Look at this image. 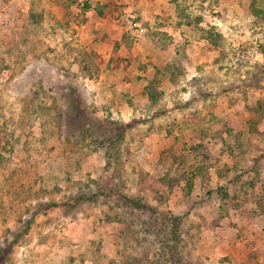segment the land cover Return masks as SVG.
Returning <instances> with one entry per match:
<instances>
[{
	"label": "rangeland",
	"instance_id": "rangeland-1",
	"mask_svg": "<svg viewBox=\"0 0 264 264\" xmlns=\"http://www.w3.org/2000/svg\"><path fill=\"white\" fill-rule=\"evenodd\" d=\"M51 1L0 0L2 264H264V0H167L181 36L136 59L164 100L131 116L100 100L98 9Z\"/></svg>",
	"mask_w": 264,
	"mask_h": 264
},
{
	"label": "crops",
	"instance_id": "crops-1",
	"mask_svg": "<svg viewBox=\"0 0 264 264\" xmlns=\"http://www.w3.org/2000/svg\"><path fill=\"white\" fill-rule=\"evenodd\" d=\"M49 1V0H46ZM69 0H52V6L60 3V8L66 5ZM45 3V1H44ZM87 8L95 10L98 9L99 14L95 15L94 11L91 14V10L88 11L84 24L81 26L82 30L89 32L92 27L100 29L103 25L107 30L103 31L102 38L99 39L90 36V39L95 40V46L98 57L104 60L105 66L102 68V73L106 74L108 81L106 85L101 87L103 90L101 101H106L109 105L125 108L128 116L134 115L136 107L144 105V107L156 106L158 102H163L162 92L155 88V94L157 98L153 99L146 86L148 85V79L146 73L137 67L138 62L136 59L140 58V52L137 48L141 46L140 43L146 42L151 44L154 53L161 55L166 49V45L163 39V35H172L174 38L169 37L168 42L177 41L180 37L178 29H174L173 25L169 23L171 20L168 18L169 12H163L169 7L167 0H85ZM104 8L107 13L105 17L102 16V12L99 10ZM59 9V5L57 6ZM88 9V10H89ZM135 9L140 16V32H136L138 35H142L140 38H135L136 41H132L133 36L127 32L125 25L118 23L119 19L112 16L109 20V16L115 14L116 10H130ZM165 15L166 24H161L160 16ZM91 18L94 20L90 21ZM116 19V20H115ZM98 20V21H96ZM96 21V26L93 23ZM168 21V22H167ZM93 22V23H92ZM94 46V47H95ZM164 48V49H163ZM140 76V78H139ZM161 76V74H159ZM156 83V81L154 82ZM190 105V104H189ZM124 115V114H123ZM222 184V177H220V185Z\"/></svg>",
	"mask_w": 264,
	"mask_h": 264
},
{
	"label": "trees",
	"instance_id": "trees-1",
	"mask_svg": "<svg viewBox=\"0 0 264 264\" xmlns=\"http://www.w3.org/2000/svg\"><path fill=\"white\" fill-rule=\"evenodd\" d=\"M87 8V7H86ZM207 38V37H206ZM208 39V38H207ZM217 42H213V44L214 45H217L216 44ZM146 91H148L149 92V94L151 95V97H153V99H155V98H157V95L155 94V88H154V86H153V84L152 83H150V84H148L147 86H146ZM98 121V123H99V120H97ZM113 123V122H112ZM132 123L133 122H128L127 124L125 123V127H128V126H131L132 125ZM91 124V127H95V123H93V122H89V125ZM122 131H119L118 132V134H117V136H121L122 135ZM200 145H202V144H200ZM169 181H170V178H167V177H161V178H159V179H157V182L158 183H165V184H167V183H169ZM191 182V181H190ZM189 182V184L191 185V183ZM164 184V185H165ZM95 195H91V196H87V195H81V196H78V197H76L75 198V201H85V200H89V199H92L93 197H94ZM134 204L136 205V206H139V207H144V204L143 203H141V202H139V201H134ZM58 204L57 203H55V202H53V203H50V204H48L45 208H50V207H55V206H57ZM32 222V219H30V220H27L26 222H25V225H24V229L25 230H27L28 229V227H29V224ZM20 234H22V233H20ZM19 236V235H18ZM14 243L15 242H17L18 241V237H14L13 238V240H12ZM12 241L11 242H8L7 244H5L4 246H2V247H0V264H2V262H4V260H5V257L8 255V253L10 252V250H11V247H12Z\"/></svg>",
	"mask_w": 264,
	"mask_h": 264
},
{
	"label": "built area",
	"instance_id": "built-area-1",
	"mask_svg": "<svg viewBox=\"0 0 264 264\" xmlns=\"http://www.w3.org/2000/svg\"><path fill=\"white\" fill-rule=\"evenodd\" d=\"M130 22L131 25L136 28V29H141L140 23H139V18H138V14H136L135 12H130Z\"/></svg>",
	"mask_w": 264,
	"mask_h": 264
}]
</instances>
